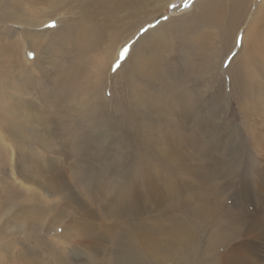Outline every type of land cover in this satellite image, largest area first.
<instances>
[{
  "label": "rangeland",
  "instance_id": "374dc122",
  "mask_svg": "<svg viewBox=\"0 0 264 264\" xmlns=\"http://www.w3.org/2000/svg\"><path fill=\"white\" fill-rule=\"evenodd\" d=\"M138 1L140 18L135 21L125 18L127 15L125 10L120 8L119 11L113 10L114 5L108 0H62L60 7L62 14L60 13L57 19L53 17L54 20L50 22L58 20L57 24L61 26L62 24L58 22L64 15L66 24L63 28L71 33L73 29L77 31L82 17L93 11L96 15L95 20L100 19L103 27L107 28L109 33H113V36L111 40L108 39L107 33H103L100 36L103 40L99 45L94 42L89 44L77 38L76 35H72L74 40L72 39L71 49L68 43L63 45L57 43L51 49H54L52 54L47 52L48 56L54 59L52 73L48 79H56V82L47 84V81H44L41 87H37L38 90H34L36 93L34 98L39 104L36 110L43 112L50 125L47 129L46 143L51 142L52 145L47 148L43 146L44 144L38 146L40 144L35 142L37 138L39 142H44L40 134L25 129L27 124L24 123L22 112L26 109L27 103L7 95L6 90L10 88L4 82L8 80L12 68L14 74L25 69V62L16 61V59L21 60L20 50L16 57L12 56L13 58L5 60L4 56H7L8 52L0 46V62L4 61L0 64V98L5 94L0 99V264H118L127 258L126 253L116 255L118 243L137 237L139 231L145 226L147 228L158 226L162 230L172 228L180 230L182 227V229L191 230L192 235L185 240L186 245L179 247L173 253L155 249L141 251L136 254L140 264H143L142 261H147V264H223L225 256L222 254L228 253L230 248L243 238L242 232L247 224L245 214L247 211L251 210L252 212H249L253 213L252 222L264 224V106L257 103L259 99L264 103V72L262 71L264 66L262 68L255 63L256 68L250 74L247 84L252 86L245 87L246 91L240 92L242 83H238L239 87L232 88L227 72L217 70L215 75L210 74L213 69L208 65L214 57L219 61V58L225 56L222 67L227 70L231 60H237L241 53V58L245 53L247 54L241 49L240 37L242 36L238 35L231 51L228 50L231 41L223 43L218 39L210 40L211 45L201 49L200 46L194 45L197 44L194 43L197 37L194 35L192 41L169 44L181 36V33H176L173 28L188 18L191 11L197 12L194 7L196 0H192L188 8L184 7V0H171L164 13L155 19L152 17L156 12L150 10L151 0ZM255 1L257 4L261 2V0ZM11 2L27 5L26 0H11ZM171 4H175L176 7H170ZM252 12H255L254 7L250 10V15ZM198 13L189 28L202 31L206 26L214 32L215 19L205 21ZM147 18L150 19L147 20ZM50 22L41 28L48 29L46 25ZM162 22H169L171 27L165 32L162 44L158 46L154 37L160 33L159 30L151 33L153 37L145 34L156 28L162 29ZM225 24L226 22L223 23L222 28L227 25ZM251 24L248 20L243 28ZM4 25L21 31H29L28 27H30L24 23ZM48 36L50 34L44 35L43 38L46 39ZM130 36L131 39L128 40ZM5 38L15 39L12 35L4 36L0 42H3ZM149 42H154L155 45L150 48V55L143 63H140L143 69H139L134 65V61L140 53L147 51ZM164 42L170 45L169 52L163 49ZM105 45H109V53L105 52ZM134 45L136 49L133 51ZM125 46L128 47L126 58L130 53L131 57L121 70L120 66L116 71H112L120 50ZM25 49H29L28 45ZM187 50L190 53L197 50V57L193 56L185 65L179 55L188 53ZM35 51L36 49L34 53L38 55ZM206 51L208 53H204ZM28 53L29 50L27 57L33 60ZM152 53H155L158 58L156 64L162 67L165 56L171 58L172 69L176 72V76L174 77L172 72L169 74V70L160 69L159 71L153 65H149ZM233 53H235L234 56ZM46 55L40 54L39 58ZM106 56L114 59L105 70H100L98 79L93 83V78H97L99 61ZM225 63L228 64L227 67H224ZM261 63L264 65V62ZM69 65L72 70L70 77L66 78L63 73ZM247 77H249L248 73L245 75L246 79ZM61 79L63 83L60 82ZM27 89L30 90V85ZM13 93L16 92L13 91ZM260 94L263 96L259 97ZM180 98L185 100L188 107L186 110L180 107L182 112L175 111L178 107L174 106ZM14 103L17 104L14 106ZM181 116H185V119L180 120ZM171 117L175 119L172 120ZM126 121L130 124L127 125ZM197 129L200 130L201 135L197 143L188 146L180 145L186 137L194 136ZM19 133H26L24 137L26 142L23 148H20L25 154L22 157L18 151L17 155L20 157L18 161L21 162H16L24 174L21 175V179L24 178L26 182L23 180V185L21 184L24 190L6 175V168L10 167L12 161L9 147L13 143L19 149L15 143ZM177 133L184 139L177 136ZM170 137L181 140L168 141ZM179 146L182 150L185 148V152ZM170 147L177 155L168 152ZM55 149L56 151H53ZM178 154L183 155L181 159L179 158L181 155L178 156ZM159 156L161 157L158 158ZM55 157L60 160L59 165H63L66 169L64 178L61 177V173L54 171L55 165L48 170L44 166H39L46 160H55ZM172 159H174L173 162ZM119 173L121 177L116 184L108 186L105 183L109 179H115ZM97 175L100 178H106V181L100 180L93 186L91 181L100 179ZM155 175L159 177L156 187L162 188L163 193L168 191L166 181L174 183L179 181L182 184H188L190 188L181 194L176 190L172 198L162 201L158 196L159 193L153 191L156 193H152L153 198L163 203L154 205L152 198L150 204L153 206L149 209V213L142 215L135 211L133 205L120 204L118 207L116 196L119 192L123 193L124 190V193L128 192L129 184L132 188L136 179L145 177L147 181L137 188L138 193L141 194V190H149V181L155 178ZM62 184L69 186H66L67 188L63 186L64 189ZM85 186L90 190L87 191ZM237 195L244 197L246 209L242 207V204L235 203ZM257 197L258 203L252 204ZM250 203L255 206L249 205ZM86 207L96 212L100 211L97 215L101 217L97 219V222L100 224V229L109 233L103 252L88 254L77 249L76 245H80L77 236L81 230L73 223L74 220H80L78 219L80 215L76 218L78 211L85 210ZM155 239L156 243H162L165 246L171 241L169 234L156 235ZM260 244L258 249L264 251V242Z\"/></svg>",
  "mask_w": 264,
  "mask_h": 264
},
{
  "label": "bare ground",
  "instance_id": "6f19581e",
  "mask_svg": "<svg viewBox=\"0 0 264 264\" xmlns=\"http://www.w3.org/2000/svg\"><path fill=\"white\" fill-rule=\"evenodd\" d=\"M110 1L114 6H112L113 10L119 11L120 9L125 10L124 12H127L125 15V18H130L133 19L135 21H137V19L140 18V11L137 8L139 5V1L138 0H108ZM61 2L62 0H26V6L24 5H20L17 3H13L11 2V0H0V39L4 36H14L15 39H9V38H5L3 42H0V46L2 48H4L8 54L7 56H4V58L7 59H11L13 58L12 56L16 57L19 53H21V60H17V62L22 61L25 62V69L24 70H20L19 73L14 74L13 73V68H12V72L8 78L7 81L4 82V84H7L8 88H10V90H6L7 91V95H10L11 97H15L16 99H21L22 101L26 102V109L23 110L22 112V118L24 119V123L27 124V126L25 127V129H27L30 132L33 133H37L40 134V136L44 139V142H39L38 138L35 140V142H38L40 145L38 146H42V144H44V147H49L51 146V142L46 143V139L47 138V129H49L48 127L50 125H48L49 123L46 121L47 119L45 118L43 112L41 110H36V106L39 104H37L36 100H35V91L38 90L37 87H41L40 85L44 82L47 81V84H52L53 82H56V79L52 80L51 78L48 79V77L51 75L50 73H52V65L54 63V59H52L50 56H48V54H52V52L54 51L51 50L54 46H56L57 43L59 44H69L70 47L69 49L72 48V35L75 36L79 39H81L84 42H87L89 44L97 43V44H101L102 42V38L100 37L103 33H107L109 35L108 39L112 40V36L113 33H109L107 31V28L103 27L100 19L95 20V13L93 11L89 12V15L83 16L81 19V25L78 23V25H80L76 31V29H73L74 31H72L71 33H69L66 28H63V26H65L66 22L63 19V16L59 19V24H62L61 26H59L57 24L56 28H46L43 29L41 28V26H43L44 24H46L47 22H50L51 20H54L53 17H56L61 13L62 14V10L60 9L61 7ZM171 2V0H151V7L150 10L152 12H156L154 14V17H152V19L158 18L160 17L166 7L168 6V4ZM195 6L196 7V13H191L187 16L188 18H186L184 21L182 20V22L178 23L176 25V27L173 28V30L176 33H181V36H179L178 38H176L173 42H170L169 44L175 43V42H182V41H189V40H194L193 35L197 36L196 39L194 40V44L195 46L199 47L201 49H203V47L207 48L208 45H211L210 40H214L218 39L221 40L223 43L225 42H230L231 41V45L228 48V50L231 51V49L233 48V46L236 44V38H238V35L242 36L240 37L242 39V51L247 52V54L243 53V57L242 53L240 54V56L238 57L237 60L233 61L231 60L229 67L227 70H224L222 67V63L224 60V57L219 58V61H217L215 59V57L212 59V61L210 62V64L208 65V67L212 68V72H210V74L215 75L214 73L218 70H222L224 72H227L228 75L230 76V86L232 88H235L238 86V83H242L240 84V92H244L245 87H250L252 85H247L249 80H250V74L255 70L256 65L255 63H258L259 65L262 66L263 68V64L261 62H264V0H261L260 4H257V1L255 0H196L195 1ZM254 7L255 12H252L250 15V10ZM120 8V9H119ZM36 10L35 12L33 10ZM69 12V11H67ZM123 12V11H122ZM199 12V13H198ZM197 13L200 14V16H203L202 19L206 21V19H208L210 21V19L212 20V18L215 19V24L213 25L215 31L212 32V30L210 31L206 26L203 27L205 29H202V31L197 30V29H192L189 28L194 21V18L197 17ZM69 15V14H68ZM196 15V16H195ZM208 16H210L211 18H209ZM48 19H45V18ZM205 17V18H204ZM201 18V17H200ZM150 18H147V20ZM201 20V19H200ZM249 20V23H252L251 26L248 25L247 28H243L244 24ZM193 21V22H192ZM226 22V26L224 28H222L223 23ZM8 23H24L25 25H30V27H28L29 31H21L18 29H12V28H8L6 27V25L4 24H8ZM162 29H154L152 31L147 32L145 35H149V37H153L151 36L152 32H156L157 30L160 31V33L154 37V40L156 41V45L160 46L162 44L163 39L165 38V32L167 30H169V28L171 27V24L169 22H162ZM196 23V22H195ZM212 24V21L210 22ZM70 25V24H69ZM146 25V24H144ZM74 27V26H73ZM144 27V26H143ZM201 28V27H200ZM111 29V28H110ZM140 29V28H139ZM213 29V30H214ZM72 30V29H70ZM185 30L187 31L185 33ZM243 30V31H241ZM50 34V36H48L46 39H44V35H48ZM120 34V33H117ZM144 35V36H145ZM192 38H189V37ZM75 38V37H74ZM131 39V36L128 37V40ZM74 40V39H73ZM74 42V41H73ZM79 42V41H78ZM127 42V41H126ZM125 42V43H126ZM4 43V44H3ZM108 44H110L109 42H107ZM124 43H122L123 45ZM169 44H163V49L165 51H168V47L170 46ZM193 44V43H191ZM190 44V45H191ZM26 45H28L29 49H25ZM84 45V44H83ZM155 45L154 42L151 43L149 42L148 45V49L147 51L140 53L137 57V60L134 61V65L137 68H141L140 67V63H143V61L145 60V58L147 56H149L150 52H151V47ZM182 45V44H181ZM59 46V45H58ZM61 46V45H60ZM186 46V45H185ZM189 46V45H188ZM63 47V46H62ZM66 47V46H65ZM85 47V46H84ZM108 47L109 45H105V52H108ZM196 47V48H197ZM34 49H36L35 52H37L38 55L35 54V59L31 60L27 57V52L29 50V52H33L34 53ZM136 49V45L133 46V51ZM210 49V48H208ZM74 50V49H73ZM172 50V49H170ZM184 50V49H183ZM227 50V51H228ZM58 51L62 52V50ZM182 51V50H181ZM229 51V52H230ZM241 51V50H240ZM48 52V54H47ZM57 52V51H56ZM59 52V53H60ZM69 52V51H68ZM67 52V53H68ZM180 52V51H179ZM188 52V50H187ZM210 52V51H209ZM111 53H113L111 51ZM183 53V51H182ZM204 53H208V51L204 52ZM42 55H46L45 57L39 58ZM62 54V53H61ZM70 54V53H69ZM170 54V53H169ZM225 54V53H224ZM228 54V53H227ZM238 54V55H239ZM116 55V54H115ZM131 53L129 54V56L125 59V61L122 63L121 67L119 68L121 70V68H123L124 66H126V62L127 60L131 57ZM62 56V55H60ZM65 56V55H64ZM112 57H114V55H111ZM181 60L185 63L189 61L190 59L193 58V56L197 57V50H195L194 52L190 51L188 53H184L183 55H179ZM53 57H55L53 55ZM57 57V56H56ZM110 56H106L103 59H101V61H99L98 67H97V78H93L92 82L95 83V81L98 79V75L100 70H105L108 65L112 62V60L115 58H112ZM134 57V54H133ZM177 57V56H176ZM227 57V56H226ZM59 58V57H58ZM67 59V58H65ZM157 57L155 55V53H152V55L150 56L149 60H151V63H149V65H153L155 69L159 70L160 69H166V71L169 70V74L170 72H172L174 74V77L176 76V72L172 69L173 67V61L171 60V58L169 59L168 56H165V62H164V66H160L158 63L156 64L157 61ZM163 59V60H164ZM56 60V59H55ZM176 60V59H175ZM105 61V64H104ZM178 61V60H177ZM233 61V62H232ZM71 62V60H70ZM3 62H0V64H3ZM180 63V62H179ZM239 63V64H238ZM182 65H184L183 63H181ZM56 65V64H55ZM68 65V63H67ZM163 65V63H162ZM74 66V65H73ZM238 66V68L236 69V67ZM258 66V65H257ZM182 67V66H181ZM23 68V67H22ZM18 69V68H17ZM21 69V68H20ZM143 69V68H141ZM175 69V68H174ZM72 70V67H70V65L68 66V69H66L64 71V76L66 78L70 77V72ZM123 70V69H122ZM127 70V69H126ZM130 70V69H129ZM138 71V70H137ZM262 71L264 72V68L262 69ZM157 72V71H155ZM61 73V72H60ZM118 73V72H117ZM122 73V72H121ZM136 73V72H135ZM161 73V72H160ZM167 73V72H166ZM248 73L247 79L245 78V75ZM58 74V73H57ZM56 74V75H57ZM131 75V74H130ZM136 75V74H135ZM157 75V74H156ZM128 76V75H127ZM161 76V75H159ZM158 76V77H159ZM55 77V76H54ZM107 77V76H106ZM145 77V76H144ZM153 77V76H152ZM129 78V76H128ZM146 78V77H145ZM58 79V78H57ZM60 79V77H59ZM107 79V78H106ZM149 79H152L151 77H149ZM62 80V79H61ZM60 82L63 83V80ZM66 80V79H64ZM158 80V79H157ZM150 81V80H149ZM131 82V81H130ZM155 82V81H154ZM46 83V82H45ZM156 83V82H155ZM254 83V82H252ZM66 84V82H65ZM153 84V83H152ZM162 84V83H159ZM30 85V90H28V86ZM57 85V84H56ZM148 86V85H147ZM146 86V87H147ZM259 86V84H258ZM55 87V86H54ZM53 87V88H54ZM59 87V86H56ZM70 87V86H69ZM166 87V86H165ZM239 87V86H238ZM47 88V87H45ZM153 88V87H151ZM192 88V87H191ZM211 88V86H210ZM44 89V88H43ZM154 89V88H153ZM151 89V90H153ZM165 89V88H164ZM168 89V88H167ZM213 89V88H212ZM257 89V88H256ZM264 89V88H263ZM35 90V91H34ZM16 92V93H13ZM53 91V90H52ZM81 91V90H80ZM148 91V90H147ZM165 91V90H164ZM205 91V90H204ZM50 92V91H49ZM156 92V91H155ZM199 92V90H198ZM206 92V91H205ZM78 93V92H77ZM161 93V92H160ZM173 93V92H172ZM188 93V92H187ZM257 93V92H256ZM39 94V93H37ZM246 94V93H244ZM5 95V94H4ZM2 95V97L4 96ZM40 95V94H39ZM173 95V94H172ZM252 95V94H251ZM68 96V95H67ZM105 96V95H104ZM255 96V95H254ZM263 95L260 94L259 97H262ZM1 97V98H2ZM40 97V96H39ZM102 97V96H101ZM250 97V95H249ZM249 97H247L249 99ZM0 98V99H1ZM41 98V97H40ZM81 98V97H79ZM110 98V97H108ZM128 98V96H127ZM43 99V98H42ZM84 99V98H83ZM87 99V98H86ZM85 99V100H86ZM131 99V98H130ZM174 99V98H173ZM178 99V98H177ZM38 100V99H37ZM40 100V99H39ZM66 100V99H65ZM91 100V99H90ZM127 100V99H126ZM256 100V98H255ZM259 99V101L257 102L260 105L264 106V103L262 102V100ZM42 101V100H41ZM129 101V100H128ZM248 101V100H247ZM15 102V101H14ZM71 102V101H70ZM84 102V101H83ZM8 103V102H7ZM21 103V102H20ZM23 103V102H22ZM21 103V104H22ZM69 103V102H68ZM73 103V102H72ZM71 103V104H72ZM82 103V102H81ZM96 103V102H95ZM176 103V100H175ZM189 103V102H188ZM17 104V103H16ZM14 103V106L16 105ZM97 104V103H96ZM159 104V103H158ZM168 104V102H167ZM190 104V103H189ZM68 105V104H67ZM13 106V103H12ZM41 106V105H40ZM83 106V105H82ZM88 106V105H86ZM95 106V105H94ZM167 106V105H166ZM169 106V105H168ZM172 106V105H171ZM175 107H178L175 111H179L182 112L181 108L182 107L184 110H186L187 104L185 102V100H183V98H180L177 102L176 105H174ZM17 107V106H16ZM93 107V106H92ZM11 108V107H10ZM163 108V107H162ZM161 108V109H162ZM169 108V107H167ZM172 108V107H171ZM12 109V108H11ZM164 109V108H163ZM162 109V110H163ZM166 109V108H165ZM159 110V109H158ZM173 110V109H172ZM192 110V109H191ZM151 111V110H150ZM156 111V110H155ZM166 111V110H164ZM20 112V111H19ZM162 112V111H161ZM168 112V111H167ZM5 113V112H4ZM147 113V112H146ZM151 113V112H150ZM160 113V112H158ZM174 113V112H172ZM171 113V115H173ZM149 114V112H148ZM169 114V113H168ZM175 114V113H174ZM184 114V113H183ZM160 115V114H159ZM167 115V114H166ZM152 116V115H151ZM157 116V115H156ZM164 116V115H163ZM179 117V115H177ZM187 116V115H186ZM154 117V116H153ZM160 117V116H159ZM174 117V116H173ZM190 117V116H189ZM188 117V118H189ZM198 117V115H197ZM136 118V117H135ZM166 118V117H165ZM177 118V117H176ZM181 118L185 119V116H181L179 119L181 120ZM16 119V118H15ZM129 119V118H128ZM171 119H175L172 118ZM21 120V119H20ZM191 120V119H190ZM132 121V120H131ZM155 121V120H154ZM170 121V120H168ZM178 121V120H176ZM187 121V120H186ZM127 122V121H126ZM134 122V121H132ZM131 122V123H132ZM143 122V121H142ZM158 122V121H155ZM180 122V121H179ZM8 123V122H7ZM21 123V122H19ZM18 123V124H19ZM147 123V122H146ZM145 123V124H146ZM166 123V122H165ZM174 123V122H173ZM198 123V121H197ZM130 124V123H129ZM127 122V125H129ZM154 124V122L152 123ZM172 124V123H170ZM175 124V123H174ZM184 124V123H183ZM189 124V123H188ZM199 124V123H198ZM156 125V124H155ZM159 126V125H158ZM167 126V125H166ZM214 126V125H213ZM24 127V126H23ZM133 127V126H131ZM145 127V126H144ZM172 127V126H171ZM4 128V127H3ZM153 128V127H152ZM167 128V127H166ZM178 128V127H177ZM181 128V127H180ZM179 128V129H180ZM198 128V127H197ZM5 129V128H4ZM133 129V128H132ZM135 129V128H134ZM137 129V128H136ZM148 129V128H147ZM158 129V127L156 128ZM130 130V128H129ZM154 130V129H153ZM160 130H162L160 128ZM166 130V129H165ZM10 132V130H8ZM50 131V130H49ZM132 131V130H131ZM151 131V130H150ZM171 131V130H170ZM215 131V130H214ZM18 132V131H17ZM26 132V131H25ZM128 132V131H127ZM133 132V131H132ZM140 132V131H139ZM159 132V131H158ZM51 133V132H50ZM53 133V132H52ZM134 133V132H133ZM171 133V132H170ZM180 133V132H179ZM184 133V132H183ZM12 134V133H10ZM26 134V133H25ZM24 133H19L17 140H16V144L18 145L19 149L17 147H15L12 143V146L9 147V152H11V156H12V161H11V165L9 168H6V175L7 177L11 180V181H16V185H18L20 188H22L24 190V188L22 187L23 185V180L25 182V179H21V175L22 173V169L20 168V165H18L16 162L19 160L20 157H18V151L20 153V156L23 157V153L20 148H23L24 143L26 142V140L24 139L25 137ZM29 134V133H27ZM130 134V133H129ZM132 134V133H131ZM130 134V135H131ZM136 134V133H134ZM143 134V133H142ZM148 134V133H146ZM145 134V135H146ZM151 134V133H150ZM8 135V133L6 134ZM15 135V134H14ZM156 135V134H155ZM175 135V134H174ZM154 136V135H153ZM177 136H179V134L177 133ZM176 136V137H177ZM182 136V135H180ZM179 136V137H180ZM34 137V136H33ZM53 137V135H52ZM51 137V138H52ZM137 138V136H135ZM148 137V136H146ZM151 137V136H149ZM178 137V138H179ZM184 137V136H183ZM200 130L197 129L196 134L194 136H189L186 137L183 142H180L181 144L184 145H189V144H195L200 140ZM13 138V137H12ZM29 138V137H26ZM36 138V137H35ZM144 138V137H143ZM152 138V137H151ZM149 138V139H151ZM30 139V138H29ZM110 139V138H109ZM148 139V138H147ZM174 137H170V139H168V141L173 140ZM177 139V138H176ZM174 139V140H176ZM180 139V140H181ZM15 140V138H14ZM42 140V139H41ZM165 140V139H164ZM178 140V139H177ZM178 140V141H180ZM144 141V140H143ZM156 141V140H155ZM167 141V142H168ZM134 142V141H133ZM141 142V139H140ZM154 142V140H153ZM163 142V141H162ZM175 142V141H173ZM137 143V142H135ZM146 143V142H145ZM144 143V145H146ZM152 143V142H151ZM158 143V142H155ZM154 143V144H155ZM179 143V142H178ZM176 143V144H178ZM9 144V143H8ZM15 144V145H16ZM37 144V143H36ZM166 144V143H165ZM16 145V146H17ZM56 145V144H54ZM129 145V144H128ZM127 145V146H128ZM143 145V146H144ZM151 145V144H150ZM160 145V144H158ZM168 145V144H167ZM172 145V144H171ZM179 145V144H178ZM177 145V146H178ZM26 146V145H25ZM34 146V145H33ZM105 146V145H104ZM120 146V145H118ZM153 146V145H152ZM163 146V145H160ZM8 147V145H7ZM27 147V146H26ZM32 147V146H31ZM103 147V146H102ZM107 147V146H106ZM131 147V146H130ZM148 147V146H147ZM173 147V146H172ZM172 147L169 148L168 152H172V154L177 155V153H175V151H172ZM180 147V146H179ZM184 147V146H183ZM110 148V147H109ZM134 148V147H132ZM156 148V147H155ZM177 148V147H176ZM176 148H173L175 150H177ZM187 148V147H186ZM190 148V147H189ZM25 149V148H24ZM27 149V148H26ZM141 149V147H140ZM158 149V148H156ZM155 149V150H156ZM162 149V147H161ZM180 149L182 150V147H180ZM179 149V150H180ZM188 149V148H187ZM31 150V149H30ZM39 150V149H38ZM106 150V149H105ZM108 150V149H107ZM154 150V149H153ZM165 150V149H163ZM185 150V148H184ZM184 150H182L183 152H185ZM189 150V149H188ZM187 150V151H188ZM45 151V149H44ZM53 151H56L53 150ZM63 151V150H62ZM123 151V150H122ZM148 151H150L148 149ZM157 151V150H156ZM162 151V150H161ZM58 152V151H57ZM61 152V151H59ZM58 152V153H59ZM66 152V151H65ZM64 152V153H65ZM146 152V151H145ZM163 152V151H162ZM178 152V151H177ZM180 152V151H179ZM159 153V152H158ZM40 154V153H39ZM160 154V153H159ZM182 154V152H181ZM181 154H178L181 155ZM188 154V153H186ZM41 155V154H40ZM170 155V154H168ZM185 155V154H184ZM62 156V155H61ZM152 156V155H151ZM183 155H181V157H179L180 159L182 158ZM190 156V155H188ZM140 157V156H139ZM161 156H159L158 158H160ZM170 157V156H169ZM172 157V156H171ZM143 158V157H142ZM173 158V157H172ZM175 158V157H174ZM178 158V157H177ZM187 158V156H186ZM139 159V158H138ZM144 159V158H143ZM153 159V158H152ZM162 159V158H161ZM167 159V157H166ZM179 159V161H180ZM184 159V158H183ZM188 159V158H187ZM21 160V159H20ZM42 160V159H41ZM174 159H172L173 162ZM21 161H18V163ZM24 162V161H23ZM28 161L26 160V163ZM155 162V161H154ZM161 162V161H160ZM159 162V163H160ZM165 162V161H163ZM169 162V161H168ZM31 163V162H30ZM144 163V162H142ZM147 163V161H146ZM153 163V162H152ZM162 163V162H161ZM171 163V162H169ZM23 165V163H21ZM25 164V163H24ZM60 164V160L57 159L55 157V160H46L43 163H40L39 166H44L45 169H50L52 166H54V171H58V173H61V177L64 178V172L66 171L65 167L63 165H59ZM32 165V164H31ZM166 165V164H165ZM35 166V164H34ZM60 166V167H58ZM74 167V166H73ZM23 168V167H22ZM5 169V168H3ZM26 170V169H25ZM27 172V171H26ZM33 172V171H32ZM113 172V171H111ZM30 173V170H29ZM37 173V172H36ZM45 173V172H44ZM88 173V172H87ZM97 173V172H96ZM99 173V172H98ZM114 173V172H113ZM112 173V174H113ZM35 174V173H34ZM24 175V174H23ZM27 175V174H26ZM25 175V176H26ZM48 175V174H47ZM99 175V174H98ZM97 175V177H99ZM110 175V174H109ZM37 176V175H36ZM73 176V175H72ZM102 176V175H101ZM113 177V175H111ZM143 176V175H142ZM6 177V176H5ZM24 177V176H23ZM51 177V176H50ZM75 177V176H73ZM92 177V176H91ZM90 177V178H91ZM96 177V176H93ZM96 177V178H97ZM107 177V176H106ZM115 177V176H114ZM121 177L120 173L117 174V177L115 179H109L108 181H106L104 177H99L100 179L98 180H92L91 184L93 186H95L97 184L98 181L104 180L106 181L105 183L109 186V185H113L116 184L118 182V178ZM52 178V177H51ZM84 178V177H83ZM78 179V178H77ZM159 177L157 175H155V178L151 179L149 181V190L148 189H144L141 190V194L138 193L137 188L141 185L144 184L147 179L145 177H143V179L141 178L140 180H135L134 181V186L131 188V185L129 184L128 188V192L124 193H118L117 197V205L119 207L120 204H124V205H133L135 211L138 212V214L140 213V215H142L143 213H149V209L153 206L152 204H150V200L153 198L154 195H152L153 191L158 192V196L160 198V200L162 201L163 199L166 200L167 198H172V194L177 190V193L181 194L185 191H188L189 185L188 184H182L179 181H177V183H174L173 181H166L165 183L167 184V193H163L162 192V188L158 189L156 187V183H158ZM30 180V179H29ZM85 180V179H84ZM8 181V179H7ZM9 181V182H11ZM28 181V180H27ZM37 181H42L41 179H37ZM181 181V180H180ZM185 181V180H184ZM31 182V181H30ZM187 182V181H186ZM189 182V181H188ZM26 183V182H25ZM24 183V184H25ZM33 183V182H31ZM38 183V182H37ZM88 183V182H87ZM104 183V184H105ZM12 184V183H11ZM22 184V185H21ZM42 184V183H41ZM44 184V183H43ZM46 184V183H45ZM50 184V183H49ZM80 184H82L80 182ZM14 185V184H13ZM26 185V184H25ZM47 185V184H46ZM121 185V184H120ZM119 185V187H120ZM128 185V183L126 184ZM58 186V185H57ZM63 186H69V185H65L62 184ZM74 186V185H73ZM79 186V185H78ZM92 186V187H93ZM118 186V185H117ZM50 187V186H48ZM53 187V186H52ZM61 187V188H62ZM66 187V188H67ZM80 187V186H79ZM86 187V186H85ZM27 188V187H26ZM25 188V190H26ZM64 188V187H63ZM62 188V189H63ZM77 188V186H76ZM75 188V189H76ZM111 188V187H110ZM124 188V187H123ZM37 189V188H36ZM60 189V188H59ZM65 189V188H64ZM78 189V188H77ZM118 189V188H117ZM122 189V188H121ZM126 189V188H124ZM20 190V189H19ZM38 190V189H37ZM86 190H90L89 188L86 187ZM112 190V189H110ZM69 191V190H68ZM123 191V190H122ZM31 192V190H30ZM36 192V191H35ZM154 192V193H155ZM38 193V192H36ZM43 193V192H42ZM41 193V194H42ZM64 193V192H63ZM153 193V194H154ZM33 194V193H32ZM55 194V193H54ZM156 194V193H155ZM35 195V194H33ZM38 195V194H37ZM60 195V194H58ZM49 196V195H48ZM57 196V195H56ZM157 196V197H158ZM89 199V198H88ZM92 199V198H91ZM114 199V198H113ZM154 199V198H153ZM204 199V198H203ZM86 200V199H85ZM156 201L154 199L153 204L154 205H160L163 202L161 201ZM234 200V199H233ZM232 200V201H233ZM253 200V199H251ZM258 197L255 198L252 201V204H256L258 203ZM89 201V200H87ZM86 201V203H87ZM112 201V200H111ZM202 201V200H200ZM235 203L238 204H242V207H246L244 202V197H242L241 195H237L235 197ZM85 202V201H84ZM222 202V201H221ZM230 202V201H229ZM205 203V202H204ZM236 204H234L236 206ZM251 203L249 205L251 206H255L252 205ZM91 205H94L91 203ZM225 205V204H224ZM96 206V205H94ZM93 206V207H94ZM222 206V205H221ZM97 208V207H96ZM98 209V208H97ZM246 209V208H245ZM253 209V208H252ZM249 210V208H248ZM262 210V209H260ZM245 211V210H244ZM251 211V210H249ZM249 211H247L246 217H247V224L245 225V229L242 232V240H240L236 245L234 244L228 253L226 254H222L225 256V259L223 261V264H264V251L259 250L258 248L260 247V243L264 242V224H255L254 222H252L251 220V215H253V213H250ZM255 211V210H254ZM100 212V211H98ZM98 212H96L95 210H93L92 208H88L86 207L85 210H79L77 213L76 218L80 215V217L78 219L80 220H74L73 225L76 227H79L78 229H80L81 231L80 234L77 236V240L79 241L78 244L80 245H76L78 246L77 249L82 250L84 253L88 254L91 252H103L104 251V247L107 245L108 242V238H109V233L107 231H104L102 229H100V224L97 222V219H100V217H98ZM252 212V211H251ZM256 213V212H255ZM263 213V212H262ZM258 214V213H257ZM261 214V212H260ZM257 216V215H256ZM258 219H260L258 217ZM152 226H155L152 224ZM169 234V238H170V242L167 243V246H165L162 243H156V235H168ZM192 235V231L189 229H181L179 230L177 228L174 229H170V230H165V229H160V227L155 226L152 228H147V226L143 227L140 231L137 237L131 238L127 241H122L119 242L117 245V250L115 251L116 255H122L123 253L127 254V258L125 260H123L121 263L118 264H140L139 261L136 259V254L140 253L141 251H145V250H149V249H155L157 251H167L170 253L175 252L177 249H179V247H182L183 245H186L185 240H188L189 236ZM82 245V246H81ZM75 250V249H74ZM90 250V251H88ZM74 252V251H73ZM105 253V252H104ZM103 253V254H104ZM99 255V254H98ZM90 256V255H89ZM93 256V255H91ZM101 259V257H99ZM99 261V260H98ZM104 261V260H103ZM106 262V260H105ZM96 263V262H95ZM99 263V262H98ZM102 263V261H101ZM143 264H147V261H142ZM219 264V263H218Z\"/></svg>",
  "mask_w": 264,
  "mask_h": 264
},
{
  "label": "snow or ice",
  "instance_id": "6c2138e0",
  "mask_svg": "<svg viewBox=\"0 0 264 264\" xmlns=\"http://www.w3.org/2000/svg\"><path fill=\"white\" fill-rule=\"evenodd\" d=\"M191 3H192V0H184V7L185 8L190 7L191 6ZM169 6L172 7V8H175L176 7L175 4H171ZM165 19H167V18H165ZM46 27L56 28L57 27V24H56L55 21H52L49 24H47ZM127 52H128V47L127 46H125L124 48H122L120 50L119 57L116 60L115 64L113 65L112 71H116L121 66L122 61L126 58ZM234 55H235V53H233V56ZM28 56L30 58H32V59H35V53H33V52H29L28 53ZM227 66H228V64L225 63L224 64V67H227ZM109 95H110V93H109Z\"/></svg>",
  "mask_w": 264,
  "mask_h": 264
}]
</instances>
